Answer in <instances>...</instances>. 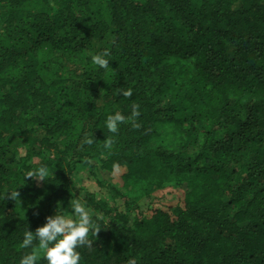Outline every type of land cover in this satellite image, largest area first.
Listing matches in <instances>:
<instances>
[{"label": "trees", "instance_id": "trees-1", "mask_svg": "<svg viewBox=\"0 0 264 264\" xmlns=\"http://www.w3.org/2000/svg\"><path fill=\"white\" fill-rule=\"evenodd\" d=\"M76 200L80 264H264V0H0V264Z\"/></svg>", "mask_w": 264, "mask_h": 264}, {"label": "clouds", "instance_id": "clouds-1", "mask_svg": "<svg viewBox=\"0 0 264 264\" xmlns=\"http://www.w3.org/2000/svg\"><path fill=\"white\" fill-rule=\"evenodd\" d=\"M107 51L93 54L92 63L99 69H109ZM121 94L125 97L132 96V90H122ZM139 105H133L131 119L140 115ZM125 120V116L120 112L109 114L105 120V127L110 133H117L120 124ZM135 126V125H134ZM93 139L87 141L92 144ZM112 139L106 140L104 147H112ZM52 172H49L46 165L34 168L29 175L25 177H36L39 181H46L51 178ZM13 199L17 197V192L11 195ZM71 217L63 215H53L46 218V223L38 227L35 233L26 230L23 238V247L25 249L33 246L34 240L39 242V250L43 252L47 264H80L81 255L77 249L89 243V234L93 235L101 229L98 223L94 222V213L85 203L76 200L71 204ZM39 256L37 253L29 252L21 257L20 264H37Z\"/></svg>", "mask_w": 264, "mask_h": 264}, {"label": "rangeland", "instance_id": "rangeland-1", "mask_svg": "<svg viewBox=\"0 0 264 264\" xmlns=\"http://www.w3.org/2000/svg\"><path fill=\"white\" fill-rule=\"evenodd\" d=\"M99 176H100V178L102 180H105L108 183L114 184V185H116V187L120 188V185H121L122 181L115 174H110L109 175L106 172H100ZM76 180H79L82 184H84L85 188L87 190H90V192H95V196L97 198H103L105 200H108V195H106V190L105 189H100V188L94 186V183L87 179V175H85L84 172L83 173H79L77 175V177H76ZM166 192L167 191H158V192H156L154 194V196L160 197L163 194H165ZM76 195H78V190L76 192ZM119 205H120V203H118V206Z\"/></svg>", "mask_w": 264, "mask_h": 264}]
</instances>
